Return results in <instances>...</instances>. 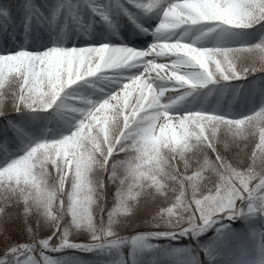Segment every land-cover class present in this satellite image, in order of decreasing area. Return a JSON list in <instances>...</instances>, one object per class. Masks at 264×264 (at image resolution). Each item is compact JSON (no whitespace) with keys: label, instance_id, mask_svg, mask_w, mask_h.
Here are the masks:
<instances>
[{"label":"snow or ice","instance_id":"1","mask_svg":"<svg viewBox=\"0 0 264 264\" xmlns=\"http://www.w3.org/2000/svg\"><path fill=\"white\" fill-rule=\"evenodd\" d=\"M126 4L158 18L154 26L137 25L153 36L147 48L98 41L67 46V23L50 44L45 38L42 49L26 43L0 47V117L53 109L71 128L60 138L31 143L0 166V264H78L76 252L118 250L124 237L114 227L117 214L130 213L128 202L148 188L157 210L144 222L148 230L132 237L136 246H149L148 237L196 241L223 221L264 217V172L259 171L264 163V0ZM88 7L109 19L102 6ZM119 7L130 15L125 5ZM73 9L71 0H62L51 12V24L71 17L79 28ZM25 10V0H0V33L14 40L15 22ZM33 11L44 16L38 8ZM191 29L202 30L201 35L216 30L245 35L231 46L205 47L186 39ZM248 29L254 30L253 38ZM112 77L118 86L98 102L66 94L78 82ZM249 77L254 79L245 94L253 99L258 94L260 104L246 115L174 108L200 90L235 91L234 82ZM116 164L124 173L122 187L100 226L91 200L87 213L81 211V192L94 200L91 173L96 169L111 179ZM97 187H103L102 180ZM21 205L23 223L10 229L16 214L9 210ZM41 223L50 230L44 232ZM78 229L90 234L87 242L72 235ZM66 250L72 254L58 255Z\"/></svg>","mask_w":264,"mask_h":264},{"label":"rangeland","instance_id":"2","mask_svg":"<svg viewBox=\"0 0 264 264\" xmlns=\"http://www.w3.org/2000/svg\"><path fill=\"white\" fill-rule=\"evenodd\" d=\"M121 4L128 8L130 15H126L120 9L119 5ZM88 5L102 6L107 10L109 19L105 21L100 16L98 17L96 14H93ZM73 6L74 12L77 17L80 18V27L78 28L75 22H72V20L70 21L68 25L70 28V36L65 40V44L67 46H71L73 43L79 45L81 41H98L118 46L147 48L149 44L153 42L151 32H143L137 25L142 27L154 26L158 22L155 12L149 15H144L138 9L129 7L120 0H81L79 4ZM55 8V5H51L50 7L47 6L45 9L38 8L40 12L44 13L43 17L40 16L39 13H34L33 9L26 8L24 14L19 16L15 22L17 24V28L14 32V40L3 33H0V47L11 48L14 44L18 46L26 43L33 50L36 48L42 49L45 44V38L50 44L52 39L61 35L60 30L55 31V24L53 25L50 22L51 12ZM84 27H88L90 30H82ZM203 36L204 35L197 33L194 29H191L188 31L186 39L189 42H194L197 46H203ZM153 75H155V73H153ZM117 86L116 77L109 79L99 78L96 80H89L87 82H78L76 85L69 86V88L66 89V94L68 96H78L85 100L98 102L102 100L107 93L115 90ZM174 108L176 110H187V108L183 105V101H179L176 105H174ZM70 130L71 128L69 123L65 119L63 127L59 128L57 131L43 133L38 140H29L22 145L21 150L11 147L7 148L6 139H0V150L2 154L10 157L9 160H4L0 157V166L23 154V151L26 150L31 143L44 139L60 138V136L68 134ZM96 171L97 170L94 169L90 176L92 186L94 188V200L96 201V203L92 205V211L95 222H97L98 225L103 226L107 223L109 212L100 205L101 188L97 187L99 176ZM95 176L98 177L96 178ZM97 209H99V215L96 214ZM257 218H259V221H264V217L254 215H245L230 221H223L221 224L208 228L204 233L197 237L195 242H198L199 237L209 234L212 231L216 235L217 239L226 235L233 239L251 242L256 247V250H260L262 253V257L260 256L258 258L259 252L256 251L257 258L255 257L254 259L257 262L254 260V264H264V245L261 239H259V230L256 228L257 222L255 220H257ZM64 223L66 226L71 225L70 216H65ZM239 225L243 226L245 231H240V229L235 228ZM136 234L141 233H135L133 236ZM72 235L77 240L84 242H87L90 236L85 229H78L72 232ZM132 237H124V243L118 250L110 249L102 253L76 252L74 255L77 258L78 264H151L156 259V256L153 257L152 253L156 246L155 240L157 238H146L145 245L149 246H136L131 242ZM197 244L199 246L201 243L198 242ZM66 254L71 255L72 250H66V253L58 255ZM160 257L166 260L169 259L170 264L185 262L183 260H186V262L182 264H196L197 261L196 256L190 254L187 248L179 245L172 248V250L161 254ZM87 258L91 259V261L86 262L85 259Z\"/></svg>","mask_w":264,"mask_h":264},{"label":"trees","instance_id":"3","mask_svg":"<svg viewBox=\"0 0 264 264\" xmlns=\"http://www.w3.org/2000/svg\"><path fill=\"white\" fill-rule=\"evenodd\" d=\"M80 1L71 0L73 5L79 4ZM120 1L126 4V0ZM25 2L26 6L29 7L41 6L46 8L51 5L57 7L62 3V0H25ZM128 6L131 7L130 5ZM97 16L99 17V15ZM71 20V17L68 18V21L58 19L54 25L55 31H59L60 28L64 27L65 23L69 25ZM194 30L199 34L202 31L198 29ZM246 33L248 34V38H253V29L246 30ZM244 35L238 31L216 30L204 34L203 46H231L232 42L243 39ZM253 79V77H249L248 82H234L237 85L235 91L232 89H204L184 97L181 101H183V105L187 110L202 108L205 111L219 110L221 112H228L234 117L246 115L250 110H254L260 104L258 94L253 99L246 95L244 91ZM64 121L65 118L62 113L53 109H49L48 111L25 110L23 113H10L7 120L4 117H0V139H6L7 148L11 147L21 150L22 145L29 140H38L43 133L57 131L63 127ZM0 157L4 160L10 159L9 156L3 155L1 150ZM122 158V155L115 157L113 163H116L117 160ZM112 170L115 171L116 176L111 179H109L108 175L104 174H99V177L95 176L103 181L100 205L107 209L109 213L117 204V192L122 187L120 180L124 175L119 164H116V167ZM96 173H100L99 170ZM151 192V188L145 189L143 195L139 196L136 201H129V206L132 208L130 213L126 215L117 214L114 227L122 237L130 238L135 233H144L148 230L144 222L157 210V202L153 201ZM205 194L208 193L206 192ZM21 208L22 205L9 210L16 214V221L8 225L10 229L18 227L23 223L22 217L20 216ZM255 221L257 222L256 228L259 230V239H261L264 245V221H259V218ZM30 223L35 225L36 220L30 218ZM41 228L44 232L50 230L48 226L42 223ZM235 228L240 229V231H245L241 225ZM198 242L201 243L199 246L197 244ZM198 242L192 241L190 238H181L179 240L157 238L155 240L156 246L152 253L153 257L156 256V259L151 264H170L169 259L166 260L160 257V255L172 250L177 245L187 248L190 254L196 256V264H254V258H257L256 251L259 252L258 258L260 256L262 257L261 251L256 250V247L251 242L233 239L226 235L217 239L213 231L199 237ZM85 261L88 262L91 259L87 258ZM183 261L186 262V260ZM185 262H176L175 264Z\"/></svg>","mask_w":264,"mask_h":264},{"label":"clouds","instance_id":"4","mask_svg":"<svg viewBox=\"0 0 264 264\" xmlns=\"http://www.w3.org/2000/svg\"><path fill=\"white\" fill-rule=\"evenodd\" d=\"M242 140H243V137H242ZM259 171L260 172H264V163H262L260 165ZM99 174H102V173H98V175ZM80 199H81V202H82L81 211L84 212V213H87V211H88V203L87 202L91 200V202L95 203V201L92 200V198L88 195L87 191H82L81 192Z\"/></svg>","mask_w":264,"mask_h":264}]
</instances>
